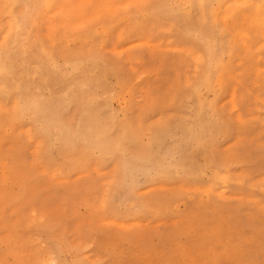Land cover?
<instances>
[{
    "label": "rangeland",
    "instance_id": "374dc122",
    "mask_svg": "<svg viewBox=\"0 0 264 264\" xmlns=\"http://www.w3.org/2000/svg\"><path fill=\"white\" fill-rule=\"evenodd\" d=\"M105 1L0 0V264H264V0Z\"/></svg>",
    "mask_w": 264,
    "mask_h": 264
},
{
    "label": "bare ground",
    "instance_id": "6f19581e",
    "mask_svg": "<svg viewBox=\"0 0 264 264\" xmlns=\"http://www.w3.org/2000/svg\"><path fill=\"white\" fill-rule=\"evenodd\" d=\"M75 1H76V0H75ZM106 1H107V2H106ZM106 1H105L106 3H103L102 7H103V6H106V5H104V4H108V0H106ZM147 1H148V0H147ZM196 1H197V0H196ZM247 1H248V0H247ZM62 2H63V1H62ZM62 2H61V3H62ZM69 2H70V1H69ZM71 2H72V1H71ZM90 2H91V0H90ZM131 2H132V0H131ZM170 2H171V1H170ZM197 2H198V1H197ZM229 2H230V0H229ZM255 2H256V1H255ZM58 3H59V2H58ZM64 3H65V2H64ZM64 3H63V4H64ZM147 3H148V2H147ZM201 3H202V2H201ZM0 4H1V3H0ZM2 4H3V3H2ZM68 4H70V3H68ZM100 4H101V3H100ZM109 4H110V3H109ZM145 4H146V3H145ZM171 4H172V2H171ZM197 4H198V3H197ZM228 4H229V3H228ZM252 4H254V1H252ZM3 5H4V4H3ZM3 5H2V6H3ZM8 5H10V4H8ZM58 5H59V4H58ZM65 5H67V4H65ZM114 5H115V4H114ZM138 5H139V4H138ZM138 5H136V6H138ZM248 5H250V4H248ZM63 6H64V5H63ZM67 6H68V5H67ZM128 6H129V5H128ZM253 6H254V5H253ZM18 7H20V6H17V8H18ZM85 7H86V6H85ZM100 7H101V6H100ZM106 7H107V6H106ZM111 7H113V6H111ZM118 7H119V6H118ZM118 7H117V8H118ZM138 7H139V6H138ZM141 7H143V6L141 5ZM199 7H200V5H199ZM199 7H198V8H199ZM201 7H202V6H201ZM243 7H244V6H243ZM259 7H261V6H259ZM0 8H1V7H0ZM17 8H16V9H17ZM117 8H116V9H117ZM128 8H129V7H128ZM16 9H15V10H16ZM53 9H55V8H53ZM119 9H120V8H119ZM222 9H223V8H222ZM225 9H226V8H225ZM225 9H224V11H225ZM231 9H232V8H231ZM255 9H256V8H255ZM21 10H22V8H21ZM80 10H81V9H80ZM96 10H97V9H96ZM99 10H100V9H99ZM201 10H202V9H200L199 12H202V11H203V10H202V11H201ZM232 10H233V9H232ZM101 11H102V10H101ZM105 11H106V10H105ZM111 11H112V9H111ZM260 11H261V10H260ZM21 12H22V11H21ZM21 12H20V13H21ZM79 12H80V11H79ZM102 12H103V11H102ZM119 12H121V9H120ZM233 12H234V11H233ZM15 13H17V12H15ZM77 13H78V12H77ZM83 13H85V12H83ZM116 13H117V12H116ZM116 13H115V14H116ZM229 13H230V12H229ZM57 14H58V13H57ZM115 14H114V15H115ZM201 14H202V13H201ZM221 14H223V13H221ZM224 14H226V13H224ZM48 15H49V14H48ZM89 15H90V14H89ZM102 15H103V14H102ZM46 16H47V15H46ZM55 16H56V15H55ZM61 16H62V15H61ZM75 16H76V15H75ZM86 16H87V15H86ZM49 17H52V16H49ZM62 17H63V16H62ZM73 17H74V15H73ZM199 17H200V16H199ZM232 17H233V16H232ZM232 17H231V18H232ZM63 18H64V17H63ZM218 18H219V17H218ZM44 19H45V18H44ZM49 19H51V18H49ZM68 19H69V18H68ZM74 19H75V18H74ZM242 19H244V18H242ZM3 20H4V19H3ZM77 20H78V19H77ZM98 20H99V19H98ZM219 20H220V19H219ZM45 21H46V20H45ZM61 21H62V20H61ZM69 21H70V20H69ZM74 21H76V20H74ZM224 21H225V20H224ZM224 21H223V22H224ZM1 22H2V21H1ZM72 22H73V21H72ZM84 22H85V21H84ZM84 22H83V23H84ZM223 22H222V23H223ZM5 23H6V22H5ZM93 23H94V22H93ZM93 23H92V24H93ZM49 24H50V23H49ZM56 24H58V23H56ZM69 24H70V23H69ZM211 24H212V23H211ZM5 25H6V24H5ZM67 25H68V24H67ZM90 25H91V24H90ZM232 26H233V25H232ZM244 26H245V25H244ZM11 27H12V26H11ZM120 27H122V26H120ZM123 27H124V26H123ZM166 27H167V26H166ZM166 27H165V28H166ZM245 27H246V26H245ZM245 27H244V28H245ZM62 28H63V27H62ZM165 28H164V29H165ZM170 28H171V27H170ZM241 28H242V27H241ZM241 28H240V29H241ZM119 29H120V28H119ZM119 29H118V30H119ZM232 29H233V27H232ZM46 30H47V29H46ZM57 30H58V29H57ZM169 30H170V29H169ZM68 31H69V30H68ZM70 31H71V30H70ZM70 31H69V32H70ZM161 31H162V28H161ZM261 31H262V30H261ZM34 32L36 33V32H37V29H35ZM47 32H48V31H47ZM64 32H65V34H66V30H65ZM71 32H72V31H71ZM74 32H76V31H74ZM115 32H116V31H115ZM234 32H235V31H234ZM263 32H264V31H262L261 34H262ZM45 33H46V32H45ZM55 33H57V32H55ZM72 33H73V32H72ZM1 34H2V33H1ZM31 34H32V33H31ZM52 34H53V33H52ZM65 34H64V35H65ZM236 34H237V32H236ZM258 34H259V33H258ZM114 35H115V34H114ZM237 35H238V34H237ZM48 36H49V35H48ZM65 36H66V35H65ZM65 36H64V37H65ZM238 36H239V35H238ZM238 36H237V37H238ZM50 37H52V36L50 35ZM53 37H54V36H53ZM136 37H137V36H136ZM136 37H135V38H136ZM142 37H144V36H142ZM20 38H21V37H20ZM22 39H23V35H22ZM31 39H32V38H31ZM33 39H34V38H33ZM0 40H1V37H0ZM129 40H130V39H129ZM133 40H134V39H133ZM149 40H150V39H149ZM151 40H152V39H151ZM242 40H243V38H241V41H242ZM61 41H62V40H61ZM241 41H239V42H241ZM262 41H263V40H262ZM33 42H35V41H33ZM49 42H50V41H49ZM118 42H119V41H118ZM152 42H153V41H152ZM239 42H238V43H239ZM53 43H54V41H53ZM126 43H127V42H126ZM160 43H161V42H160ZM241 43H244V40H243V42H241ZM47 44H48V43H47ZM109 44H110V42H109ZM127 44H128V43H127ZM166 44H167V43H166ZM168 44H169V43H168ZM175 44H177V43H175ZM218 44H219V42H218ZM247 44H248V42H247ZM247 44H246V45H247ZM249 44H250V43H249ZM260 44H262V43H260ZM29 45H30V44H29ZM142 45H143V44H142ZM162 45H163V44H162ZM170 45H171V44H170ZM182 45H183V44H182ZM262 45H264V44H262ZM1 46H2V45H1ZM6 46H7V45H6ZM25 46H26V45H25ZM183 46H184V45H183ZM250 46H251V44H250ZM259 46H260V45H259ZM4 47H5V46H4ZM4 47H3V48H4ZM7 47H8V46H7ZM29 47H30V46H29ZM65 47H66V45H65ZM78 47H79V46H78ZM120 47H121V46H120ZM185 47H186V46H185ZM242 47H243V46H242ZM158 48H159V47H158ZM187 48H188V47H187ZM190 48H191L190 50L193 49L192 47H190ZM246 48H247V47H246ZM249 48H250V47H249ZM257 48H258V47H257ZM6 49H7V48H6ZM77 49H78V48H77ZM77 49H76V50H77ZM112 49H113V48H112ZM153 49H155V48H153ZM61 50H62V49H61ZM63 50H64V49H63ZM86 50H87V49H86ZM86 50H85V51H86ZM179 50H181V49H179ZM182 50H183V49H182ZM247 50H249V49H247ZM153 51H154V50H153ZM184 51H185V50H184ZM193 51H194V49H193ZM195 51H196V50H195ZM226 51H227V50H226ZM253 51H254V50H253ZM260 51H261V50H260ZM76 52H77V51H76ZM104 52H105V51H104ZM154 52H156V51H154ZM172 52H173V51H172ZM185 52H186V51H185ZM59 53H60V51H59ZM68 53H69V52H68ZM72 53H74V51H73ZM77 53H78V52H77ZM84 53H85V52H84ZM191 53H192V52H191ZM226 53H227V52H226ZM256 53H257V52H256ZM78 54H80V53H78ZM78 54H77V55H78ZM130 54H131V53H130ZM147 54H148V53H147ZM156 54H157V53H156ZM156 54H154V55L156 56ZM185 54H188V53H185ZM62 55H63V54H62ZM198 55H199V54H198ZM249 55H250V54H249ZM249 55H248V56H249ZM251 55L256 56L253 52L251 53ZM251 55H250V57H252ZM14 56L17 57V55H14ZM33 56H35V55H33ZM68 56H69V55H68ZM131 56L133 57V55H131ZM134 56H135V55H134ZM147 56H148V55H147ZM132 57H131V58H132ZM150 57H151V58H150ZM150 57H149V58L152 59V56H150ZM240 57H242V56H240ZM257 57H258V56H257ZM30 58H31V57H30ZM118 58H119V57H118ZM131 58H129V61H131V60H130ZM160 58H161V57H160ZM261 58H262V57H261ZM14 59H15V58H14ZM180 59H181V58H180ZM15 60H16V59H15ZM192 60H193V59H192ZM255 60H256V59H255ZM257 60H258V59H257ZM261 60H262V59H261ZM25 61H26V60H25ZM158 61H159V60H158ZM262 61H263V60H262ZM202 62H203V60H202ZM202 62H201V64H202ZM239 62H240V61H239ZM241 62H242V61H241ZM145 63H146V62H145ZM159 63H160V61H159ZM184 63H187V62L184 61ZM194 63H195V62H194ZM194 63H193V65H194ZM242 63H243V62H242ZM146 64H147V63H146ZM146 64H145V65H146ZM255 64H256V62H255ZM145 65H144V66H145ZM158 65H159V64H158ZM158 65H157V66H158ZM233 65H234V64H233ZM98 66H99V65H98ZM135 66H137V65H135ZM139 66H142V65H139ZM144 66H143V67H144ZM146 66H147V65H146ZM179 66H181V65H179ZM195 66L197 67L198 65H195ZM31 67H32V66H31ZM33 67H34V66H33ZM61 67H62V66H61ZM149 67H150V66H149ZM153 67H154V66H153ZM153 67H152V68H153ZM46 68H47V67H46ZM127 68H128V67H127ZM145 68H147V67H145ZM154 68L156 69L157 67H154ZM197 68H198V67H197ZM247 68H248V67H247ZM172 69L174 70V68H172ZM172 69H171V70H172ZM192 69H193V68H192ZM263 69H264V68H263ZM152 70H153V69H152ZM182 70H183V69H182ZM193 71H194V70H193ZM260 71H261V70H260ZM20 72H21V71H20ZM20 72H19V74H20ZM63 72H64V71H63ZM149 72H150V71H149ZM191 72H192V71H191ZM238 72H240V71H238ZM185 73H186V72H185ZM193 73H194V72H193ZM235 73H236V72H235ZM240 73H242V72H240ZM240 73H239V74H240ZM255 73H256V72H255ZM62 74H64V73H62ZM194 74H195V73H194ZM237 74H238V73H237ZM102 75H103V74H102ZM184 75H185V74H184ZM226 75H227V74H226ZM226 75H225V76H226ZM145 76H146V75H145ZM195 76H196V75H195ZM227 76H228V75H227ZM246 76H247V75H246ZM110 77H111V76H110ZM182 77H183V76H182ZM232 77H233V76H232ZM254 77H255V76H254ZM256 77H257V75H256ZM256 77H255V79H256ZM101 78H102V77H101ZM118 78H119V77H118ZM150 78H152V77H150ZM194 78H195V77H194ZM226 78H229V76L226 77ZM234 78L236 79L235 76H234ZM60 79H61V78H60ZM99 79H100V78H99ZM102 79H103V78H102ZM238 79H239V78H238ZM118 80H119V79H118ZM145 80H146V79H145ZM231 80H232V79H231ZM147 81H148V80H147ZM172 81H173V80H172ZM174 81H175V80H174ZM174 81H173V82H174ZM184 81H185V80H184ZM233 81H234V80H233ZM235 81H236V80H235ZM251 81H252V79H251ZM111 82H112V81H111ZM129 82H130V80H129ZM142 82H143V81H142ZM150 82H151V79H150ZM177 82H178V81H177ZM237 82H238V81H237ZM130 83H131V82H130ZM144 83H145V82H144ZM183 83H184V82H183ZM183 83H182V84H183ZM190 83H191V82H190ZM248 83H249V81H248ZM250 83H251V82H250ZM112 84H113V83H112ZM167 85H168V84H167ZM173 85H174V84H173ZM136 86H137V85H136ZM174 86H175V85H174ZM187 86H188V85H187ZM232 86H234V85H232ZM235 86H236V85H235ZM235 86H234V88H235ZM239 86H240V84H239ZM134 87H135V86H134ZM136 88H137V87H136ZM151 88H152V87H151ZM155 88H156V87H155ZM174 88H176V87H174ZM230 88H231V87H230ZM31 89H32V88H31ZM171 89H172V88H171ZM171 89H170V90H171ZM178 89H179V88H177V90H178ZM235 89H236V88H235ZM103 90H106V89H103ZM109 90H110V88H109ZM179 90H180V89H179ZM171 91H173V90H171ZM175 91H176V90H174L173 92L176 94ZM109 92H110V91H109ZM109 92H108V93H109ZM177 92H178V91H177ZM233 92H234V91H233ZM246 92H247V91H245V94L248 95L249 93H246ZM103 93H104V92H103ZM105 93H106V92H105ZM112 94H113V93H112ZM157 94H158V93H157ZM170 94H171V93H169L168 95H170ZM232 94H233V93H232ZM19 95H20V94H19ZM101 95H102V93H101ZM104 95H105V94H104ZM109 95H110V94H109ZM158 95H159V94H158ZM239 95H240V94H239ZM256 95H257V93H256ZM102 96H103V95H102ZM105 96H106V95H105ZM231 96H234V95H231ZM98 97H99V96H98ZM142 97H143V96H142ZM171 97H172V96H171ZM234 97H235V96H234ZM237 97H239V96L237 95ZM241 97H242V96H241ZM254 97H255V96H254ZM90 98H91V97H90ZM90 98H89V99H90ZM95 98H96V97H95ZM104 98H105V97H104ZM257 98H258V97H257ZM262 98H263V97H262ZM87 99H88V98H87ZM101 99H102V98H101ZM235 99H236V98H235ZM237 99H238V98H237ZM9 100H11V98H10ZM15 100H16V99H15ZM167 100H168V99H167ZM232 100L234 101V99H232ZM238 100H239V99H238ZM240 100H242V99H240ZM240 100H239V101H240ZM93 101H95V100H93ZM98 101H99V100H98ZM172 101H173V99H172ZM224 101H226V100H224ZM224 101H222V102L224 103ZM230 101H231V100H230ZM254 101H255V100H254ZM261 101H262V99H261ZM261 101H259V102H261ZM10 102H11V101H10ZM15 102H16V101H15ZM41 102H42V101H41ZM43 102H44V101H43ZM85 102L87 103L86 100H85ZM102 102H103V101H102ZM235 102H236V101H234V103H235ZM171 103H172V102H171ZM220 103H221V102H220ZM223 103H222V104H223ZM252 103H253V100H252ZM3 104H4V103H3ZM10 104H11V103H10ZM10 104H9V105H10ZM97 104H99V103H97ZM155 104H156V103H155ZM227 104H230V103L227 102ZM232 104H233V103H232ZM15 105H16V103H15ZM82 105H83V103H82ZM84 105H85V104H84ZM135 105H136V104H135ZM135 105H134V106H135ZM218 105H219V104H218ZM253 105H254V103H253ZM259 105H260V103H259ZM4 106H5V105H4ZM16 106H17V105H16ZM102 106H103V105H102ZM102 106H101V107H102ZM221 106H222V105H221ZM221 106H220V107H221ZM254 106H256V105H254ZM254 106H253V107H254ZM260 106H261V105H260ZM82 107H83V106H82ZM160 107H161V106H160ZM218 107H219V106H218ZM234 107H235V106H234ZM74 108H75V107H74ZM99 108H100V106H99ZM104 108H105V107H104ZM104 108H103V109H104ZM133 108H134V107H133ZM135 108H136V107H135ZM235 108H236V107H235ZM246 108H247V107H246ZM261 108H262V107H261ZM263 108H264V107H263ZM0 109H1V108H0ZM14 109H15V108H14ZM91 109H92V108H91ZM97 109H98V108H97ZM165 109H166V108H165ZM7 110H8V109H7ZM7 110H6V111H7ZM73 110H74V109H73ZM93 110H94V109H93ZM235 110H236V109H235ZM245 110H246V109H245ZM251 110H252V109H251ZM261 110L263 111L264 109H261ZM261 110H260V108H259V112H260ZM13 111H14V110H13ZM60 111H61V110H60ZM74 111H76V110H74ZM105 111H106V110H105ZM144 111H145V110H144ZM225 111H226V110H225ZM247 111H248V110H247ZM249 111H250V110H249ZM252 111H253V110H252ZM3 112L6 113L5 111H3ZM95 112H96V111H95ZM98 112H99V111H98ZM139 112H140V111H139ZM175 112H176V111H175ZM194 112H196V111H194ZM226 112H227V111H226ZM230 112H231V111H230ZM253 112H254V111H253ZM253 112H252V113H253ZM11 113H12V112H11ZM56 113H57V112H56ZM72 113H73V112H72ZM72 113H71V115L69 114L71 117H73V116H72V115H73ZM96 113H97V112H96ZM136 113H137V112H136ZM176 113H177V112H176ZM176 113H175V114H176ZM235 113H236V112H235ZM238 113H239V112H238ZM238 113H237V114H238ZM8 114H10V113H8ZM8 114L6 113V115H8ZM28 114H29V113H28ZM92 114H93V112H92ZM94 114H95V113H94ZM97 114H98V113H97ZM100 114H101V113H100ZM192 114H194V113H192ZM192 114H191V116H192ZM254 114H256V113L254 112ZM67 115H68V114H67ZM133 115H134V113H133ZM177 115H178V113H177ZM179 115L181 116V115H183V114H180V113H179ZM234 115H235V114H234ZM244 115H246V112H245ZM248 115H250V114H248ZM261 115H262V114H261ZM37 116H38V115H37ZM51 116H52V115H50V117H51ZM53 116H54V115H53ZM170 116H171V114H170ZM180 116H179V117H180ZM191 116H190V117H191ZM252 116H253V115H252ZM252 116H251V118H252ZM254 116H255V115H254ZM11 117H12V116H11ZM63 117H64V116H63ZM67 117H69V116H67ZM181 117H182V116H181ZM7 118H8V116H7ZM85 118H86V117H85ZM93 118H94V117H93ZM164 118H165V117H164ZM183 118H184V116H183ZM235 118H236V115H235ZM248 118H249V117H248ZM5 119H6V117H5ZM9 119H11V118L9 117ZM51 119H52V118H51ZM64 119H65V118H64ZM66 119H67V118H66ZM66 119H65V120H66ZM91 119H92V118H91ZM100 119L103 120L102 115H101V118H100ZM119 119H120V118H119ZM136 119H137V118H136ZM136 119L133 120V118H132V120L135 121L134 123H136V121H138V120H136ZM160 119H161V118H160ZM165 119H167V118H165ZM190 119H191V118H190ZM238 119H240V118H238ZM261 119H262V117H261ZM7 120H8V119H7ZM52 120H53V119H52ZM84 120H85V119H84ZM122 120H124V119H122ZM151 120H152V119H151ZM167 120H168V119H167ZM246 120H247V119H246ZM257 120H258V119H257ZM37 121H38V119H37ZM53 121H54V120H53ZM68 121H69V118H68ZM87 121H88V120H87ZM91 121H92V120H91ZM91 121H90V122H91ZM95 121H96V118H95ZM98 121H99V123L101 122L100 120H98ZM109 121H110V120H109ZM118 121H119V120H118ZM139 121H140V120H139ZM241 121H242V120H241ZM254 121H256V120H254ZM259 121H260V119H259ZM104 122H105V121H104ZM107 122H108V121H107ZM115 122H116V121H115ZM126 122H127V121H126ZM149 122H150V121H149ZM164 122H165V121H164ZM250 122H251V121H250ZM4 123H7V122H4ZM9 123H10V122H9ZM53 123H54V122H53ZM65 123H67V122H65ZM68 123H69V122H68ZM94 123H95V122H94ZM96 123H98V122H96ZM116 123H117V122H116ZM137 123H140V122H137ZM137 123H136V124H137ZM237 123H238V122H237ZM243 123H244V122H243ZM247 123H248V122H247ZM261 123H262V121H261ZM82 124H83V123H82ZM82 124H81V125H82ZM84 124H86L85 121H84ZM100 124H101V123H100ZM104 124H105V123H104ZM111 124H112V123H111ZM205 124H206V123H205ZM12 125H13V124H12ZM29 125H30V124H29ZM29 125H28V126H29ZM61 125H62V124H61ZM86 125L88 126V124H86ZM86 125H85V126H86ZM90 125H92V123H90ZM106 125H107V124H106ZM108 125H109V124H108ZM108 125H107V126H108ZM123 125H124V124H123ZM140 125H141V123H140ZM238 125H239V124H238ZM240 125H242V124H240ZM240 125H239V126H240ZM245 125H246V123H245ZM258 125H259V124H258ZM6 126H7V125H6ZM23 126H24V125H23ZM28 126H27V127H28ZM30 126H31V125H30ZM85 126H84V127H85ZM102 126H103V125H102ZM104 126H105V125H104ZM127 126H128V125H127ZM134 126H135V125H134ZM145 126H146V125H145ZM153 126H154V125H153ZM157 126H159V125H157ZM10 127H11V126H10ZM19 127H20V126H19ZM96 127H97V126H96ZM96 127H95V129H96ZM98 127H99V126H98ZM129 127H130V126H129ZM258 127H259V126H258ZM260 127H262V126H260ZM22 128H23V127H22ZM24 128H25V127H24ZM48 128H49V127H48ZM85 128H86V127H85ZM105 128H106V126H105ZM108 128H109V127H108ZM140 128H141V127H140ZM140 128H139V129H140ZM143 128H144V127H143ZM254 128H255V127H254ZM12 129H13V128H12ZM31 129H32V128H31ZM90 129H91V128H90ZM99 129H100V128H99ZM131 129H132V128H131ZM134 129L136 130V128H134ZM149 129H150V128H149ZM32 130H33V129H32ZM47 130H48V129H47ZM72 130H73V129H72ZM97 130H98V129H97ZM127 130H129V129H127ZM219 130H220V129H219ZM70 131H71V130H70ZM82 131H83V130L81 129L80 132H82ZM90 131H91V130H90ZM90 131L87 132L88 135H91V134H92V133L89 134ZM137 131H138V130H137ZM142 131H143V130H142ZM147 131H148V130H147ZM263 131H264V130H263ZM18 132H20V131H18ZM46 132H47V131H46ZM72 132H74V130H73ZM91 132H92V131H91ZM93 132H94V130H93ZM100 132H101V131H100ZM118 132H119V131H118ZM235 132H236V131H235ZM238 132H240V131L238 130ZM260 132H262V131H260ZM21 133H22V132H21ZM30 133H32V132H30ZM62 133H63V132H62ZM138 133H139V131H138ZM143 133H144V132H143ZM164 133H165V132H164ZM210 133H211V132H210ZM23 134H24V133H23ZM33 134H34V132H33ZM37 134H38V133H37ZM44 134H45V133H44ZM93 134H94V133H93ZM95 134H96V132H95ZM95 134H94V135H95ZM118 134H119V133H118ZM130 134H131V133H130ZM148 134H149V133H148ZM216 134H217V133H216ZM235 134H237V137H238V133H235ZM263 134H264V133H263ZM0 135H1V134H0ZM12 135H14V133H13ZM38 135H39V134H38ZM64 135H65V134H64ZM64 135H63V136H64ZM84 135H85V134H84ZM84 135H83V136H84ZM86 135H87V134H86ZM86 135H85V136H86ZM88 135H87V136H88ZM127 135H128V134H127ZM39 136H40V135H39ZM42 136H43V135H42ZM49 136H50V135H49ZM87 136H86V137H87ZM115 136H116V135H115ZM128 136H129V135H128ZM208 136H209V135H208ZM217 136H218V135H217ZM23 137H24V136H23ZM32 137H33V136H32ZM44 137H45V136H43V138H44ZM71 137H72V135H71ZM118 137H120V136H118ZM132 137H133V136H132ZM39 138H41V137H39ZM62 138H64V137H62ZM69 138H70V137H69ZM84 138H85V137H84ZM93 138H94V137H93ZM108 138H111V137L108 136ZM125 138H126V137H125ZM143 138H144V137H143ZM143 138H142V139H143ZM258 138H259V137H258ZM2 139H3V138H2ZM36 139H38V138H36ZM36 139L34 138V140H36ZM129 139H130V137H129L127 140H129ZM215 139H216V138H215ZM41 140H42V139H41ZM44 140H45V139H44ZM67 140H69V139L67 138ZM70 140H71V139H70ZM70 140H69V141H70ZM88 140H90V139H88ZM88 140H87V141H88ZM91 140H93V139H91ZM106 140H108V139H105V138H104L103 141L106 142ZM114 140H116V139L113 138L111 142H113ZM125 140H126V139H125ZM257 140H258V139H257ZM108 141H109V140H108ZM108 141H107V142H108ZM118 141H119V139H118ZM118 141H117V142H118ZM144 141H145V140H144ZM44 142L46 143V141H44ZM97 142H98V141H97ZM146 142H147V141H146ZM148 142H149V141H148ZM148 142H147V143H148ZM18 143H19V142H18ZM101 143H102V142H101ZM126 143H127V142H126ZM128 143H130V142L128 141ZM32 144H33V141H32ZM95 144L100 145L99 142H98V143L95 142ZM104 144H105V143H104ZM115 144H116V143H115ZM115 144H114V145H115ZM137 144H140V143H137ZM238 144H239V143H238ZM238 144H237V141H236V144H235V145L238 146ZM241 144H242V143H241ZM43 145H44V144H43ZM43 145H42V146H43ZM78 145H79V143H78ZM81 145H83V144H80V146H81ZM108 145H109V144H108ZM110 145H112V144H110ZM132 145H133V144H132ZM145 145H146V144H145ZM147 145H149V144H147ZM171 145H172V144H171ZM173 145L175 146V144H173ZM173 145H172V146H173ZM239 145H240V144H239ZM9 146H10V145H9ZM14 146H15V145H14ZM74 146H76V145H74ZM84 146H85V145H83V148H84ZM101 146H102V145H101ZM105 146H106V145H105ZM105 146H104V147H105ZM122 146H123V144H122ZM124 146H125V145H124ZM127 146H128V145H127ZM143 146H144V145L142 144V147H143ZM196 146H197V145H195V147H196ZM31 147H33V146H31ZM78 147H79V146H78ZM92 147H93V146H91L90 148H92ZM110 147H115V146H110ZM142 147H141V146H138V147H136V148H139V150H141L140 148H142ZM144 147H146V146H144ZM86 148H87V147H85V149H86ZM97 148H98V146H97ZM121 148H122V147H121ZM168 148H169V147H168ZM168 148H167V149H168ZM18 149H20V148H18ZM43 149H44V148H43ZM62 149H63V148H62ZM65 149H66V148H65ZM65 149H63L64 152H67V151H65ZM85 149H84V151H85ZM88 149H89V148H87V150H88ZM92 149H93V148H92ZM94 149H95V148H94ZM110 149H111V148H110ZM143 149H144V148H143ZM154 149H155V151H156V148H154ZM3 150H4V149H3ZM14 150H15V148H14ZM66 150H67V149H66ZM97 150H98V149H97ZM131 150H132V149H131ZM134 150H135V149H134ZM139 150L137 149V151H139ZM1 151H2V149H1ZM32 151H33V149H32ZM68 151H69V150H68ZM111 151H112V150H111ZM113 151H114V150H113ZM146 151L149 152L148 150H146ZM38 152H39V151H38ZM41 152H42V151H41ZM98 152H99V151H98ZM100 152H101V151H100ZM103 152H104V151H103ZM109 152H110V151H109ZM140 152H142V151H140ZM156 152H157V151H156ZM232 152H233V151H232ZM77 153H78V150H77ZM83 153H85V152H83ZM131 153H132V152H131ZM67 154H68V153H67ZM140 154H141V153H140ZM140 154H139V155H140ZM144 154H145V153H144ZM144 154H143V155H144ZM148 154H149V153H148ZM163 154H164V153H163ZM129 155H130V154H129ZM132 155H133V154H132ZM139 155H138V156H139ZM146 155H147V154H146ZM225 155H227V154H225ZM225 155H224V156H225ZM141 156H142V154H141ZM144 156H145V155H144ZM144 156H143V157H144ZM147 156H148V155H147ZM151 156H152V155H151ZM224 156H223V158L225 159V158H228V157H230V156L233 157L234 154L232 155V153H231V155H229L228 157H227V156L224 157ZM13 157H14V156H13ZM115 157H116V155H115ZM143 157H139V158H143ZM16 158H17V157H16ZM148 158H149V160H150V158H152V157H148ZM219 158H220V157H219ZM36 159H38V158H36ZM143 159H145V158H143ZM146 159H147V158H146ZM114 160H115V159H114ZM114 160H113V161H114ZM116 160H117V159H116ZM116 160H115V161H116ZM204 160H205V159H204ZM207 160H208V159H207ZM231 160H232V158H231ZM129 161H130V160H129ZM205 161H206V160H205ZM208 161H209V160H208ZM254 161H255V160H254ZM117 162H119V161H117ZM123 162H125V161H123ZM130 162H131V161H130ZM156 162H157V160H156ZM223 162H224V161H223ZM234 162H235V161H234ZM234 162H232V163H234ZM121 163H122V162H121ZM158 163H159V162H158ZM199 163H200V162H199ZM201 163H202V162H201ZM236 163L239 164V163H238V160H237ZM236 163H234V164H236ZM113 164H114V163H113ZM130 164H133V163H130ZM134 164H135V163H134ZM134 164H133V165H134ZM159 164H160V163H159ZM197 164H198V163H197ZM241 164H243V162H242ZM244 164H245V163H244ZM17 165H18V164L16 163V167H17ZM34 165H35V164H34ZM118 165H120V164H118ZM208 165H209V162H208ZM220 165H221V163H220ZM224 165H226L225 168L228 167L227 164L224 163ZM229 165H230V164H229ZM137 166L139 167L140 165L137 164ZM168 166H169V165H168ZM170 166H171V165H170ZM233 166H234V165H233ZM118 167H119V166H118ZM118 167H117V168H118ZM135 167H136V166H135ZM135 167H131V168H135ZM196 167H197V169H198V166H196ZM196 167H195V168H196ZM202 167H204V166H202ZM220 167H221V166H220ZM234 167H235V166H234ZM14 168H15V167H14ZM114 168H115V167H114ZM136 168H137V167H136ZM199 168H200V166H199ZM218 168H219V167H218ZM222 168H224V167H222ZM32 169H33V167H32ZM35 169H38V168H35ZM119 169H121V168H119ZM244 169H245V168H244ZM110 170H111V169H110ZM134 170H135V169H134ZM117 171H118V170H117ZM195 171H196V169H195ZM195 171H194V172H195ZM39 172H41L40 169H39ZM39 172H38V173H39ZM118 172H119V171H118ZM118 172H117V173H118ZM155 172H156V171H155ZM157 172H159V171H157ZM109 173H110V172H109ZM159 173H160V172H159ZM159 173H158V174H159ZM40 174H41V173H40ZM46 174H47V173H46ZM112 174H113V173H112ZM190 174H191V173H190ZM193 174H194V173H193ZM237 174H239V173H237ZM17 175H18V174H17ZM204 175H205V174H204ZM232 175H233V174H232ZM242 175H244V173H243ZM242 175H241V176H242ZM88 176H89V175H88ZM109 176H110V175H109ZM188 176H189V175H188ZM188 176H187V177H188ZM235 176H236V174H235ZM241 176H240V177H241ZM115 177H116V176H115ZM110 178H111V177H110ZM112 178H113V176H112ZM188 178H189V177H188ZM220 178H221V177H220ZM237 178H238L237 180H239V177H237ZM189 179H190V178H189ZM158 181H159V180H158ZM207 181H208V180H207ZM240 181H241V180H240ZM259 181H260V180H259ZM259 181H258V182H259ZM261 181H262V180H261ZM116 182H117V181H116ZM159 182H160V181H159ZM186 183H187V182H186ZM205 183H206V182H205ZM210 183H211V182H210ZM241 183H242V182H241ZM255 183H256V182H255ZM261 183H263V182H261ZM110 184H111V183H110ZM113 184H114V183H113ZM212 184H213V183H212ZM252 184H253V183H252ZM252 184H251V186H252ZM257 184H259V183H257ZM160 185H161V184H160ZM210 185H211V184H210ZM216 185H217V184H216ZM92 186H93V185H92ZM104 186H105V185H104ZM106 186H107V185H106ZM111 186H112V185H111ZM162 186H165V185H162ZM217 186H218V185H217ZM93 187H95V186H93ZM184 187H185V186H184ZM210 187H211V186H210ZM223 187H224V186H223ZM223 187H222L221 189H223ZM254 187H255V184H254ZM114 188H115V187H114ZM211 188H212V187H211ZM249 188H250V187H249ZM31 189H32V188H31ZM98 189H99V188H98ZM100 190H101V188H100ZM209 190H210V189H209ZM211 190H212V189H211ZM218 190H219V188H218ZM225 190H226V189H225ZM228 191H229V190H228ZM1 192H2V191H1ZM5 193H7V192H5ZM148 193H149V192H148ZM209 193H210V191H209ZM215 193H216V191H215ZM217 193H218V192H217ZM217 193H216V194H217ZM223 193H224V192H223ZM146 194H147V193H146ZM210 194H212V193H210ZM93 195H94V194H93ZM212 195H213V194H212ZM219 195H223V194H219ZM249 195H250V194H249ZM213 196H214V195H213ZM216 196H217V195H216ZM7 197H9V196H7ZM106 197H107V196H106ZM218 197H219V196H218ZM245 197L247 198V196H245ZM250 197H251V195H250ZM10 198H11V197H10ZM94 198H95V197H94ZM215 198H216V197H215ZM247 199H248V198H247ZM251 199L253 200V198H251ZM29 200H30V199H29ZM109 200H110V199H109ZM255 200H256V199H255ZM5 201H6V200H5ZM98 201H99V200H98ZM106 201H107V199H106ZM248 201H250V198H249ZM263 201H264V200H263ZM28 202H30V201H28ZM253 202H254V201H253ZM88 203H89V202H88ZM97 203H98V202H97ZM258 203H259V202H258ZM258 203H257V204H258ZM75 204H76V203H75ZM73 205H74V204H73ZM88 205H89V204H88ZM90 205H91V204H90ZM96 205H97V204H96ZM104 205H105V204H104ZM262 205H263V203H262ZM16 206H17V205H16ZM44 206H45V205H44ZM71 206H72V205H71ZM263 206H264V205H263ZM0 207H1V206H0ZM18 207H19V206H18ZM41 207H42V206H41ZM45 207H46V206H45ZM261 207H262V206H260V208H261ZM2 208H3V207H2ZM47 208H48V207H47ZM95 208H96V207H95ZM95 208L93 207V209H95ZM257 208H258V207H257ZM14 209H15V208H14ZM17 209H19V208H17ZM30 209H31V208H30ZM30 209H29V210H30ZM33 209H34V211L36 210L35 208H33ZM45 209H46V208H45ZM93 209H92V210H93ZM97 209H98V208H97ZM261 209H262V208H261ZM263 209H264V208H263ZM19 210H20V209H19ZM104 210H105V209H104ZM32 211H33V210H32ZM45 211H46V210H45ZM48 211H49V210H48ZM93 211H94V210H93ZM98 211H99V209H98ZM95 212H96V211H95ZM99 212H101V211H99ZM6 213H7V212H6ZM29 213H30V212H29ZM36 213H38V215H39V212H36ZM88 213H89V215H90V212H88ZM96 213H97V212H96ZM104 213H105V211H104ZM137 213H138V216H139V212H137ZM137 213H136V214H137ZM46 214H47V213H46ZM97 214H98V213H97ZM134 214H135V213H134ZM0 215H2V213H1ZM42 215H43V214H42ZM106 215H108V214H106ZM132 215H133V214H132ZM40 216H41V215H40ZM43 216H44V215H43ZM90 216H92V215H90ZM140 216H141V215H140ZM34 217H35V216H34ZM36 217H37V215H36ZM105 217H106V216H105ZM134 217H135V216H134ZM134 217H132V218H134ZM89 218H91V217H89ZM96 218H97V217H96ZM106 218H107V217H106ZM137 218H138V217H137ZM88 221H91V220L88 219ZM88 221H87V222H88ZM92 222H93V221H92ZM92 222H91V223H92ZM98 222L100 223V220H98ZM98 222H97V221H96V222L94 221L93 223H94V224H95V223L98 224ZM24 223H25V222H24ZM88 223H89V222H88ZM122 223H123V222H122ZM74 224L76 225L77 223H74ZM79 224H80V223H79ZM94 224H93V225H94ZM102 224H103V223H102ZM102 224H100V225H102ZM103 226H105V225H102L101 227H103ZM124 226L126 227V225H124ZM76 227H78V225H76ZM79 227H80V226H79ZM79 227H78V228H79ZM115 228H116V227H115ZM121 228H122V227H121ZM126 228H127V227H126ZM97 229H98V228H97ZM113 229H114V228H113ZM122 229H123V228H122ZM145 229H146V228H145ZM126 230H128V229H126ZM129 230H131V229H129ZM139 230H140V229H139ZM98 231H99V230H98ZM99 232H100V231H99ZM132 232H133V230H132ZM136 232H137V231H136ZM30 234H31V233H30ZM82 234H83V233H82ZM102 235H103V234H102ZM40 239H41V238H40ZM101 240H103V239H101ZM31 242H32V241H31ZM102 242H103V241H102ZM98 243H99V242H98ZM100 244H101V243H100ZM90 245H91V244H90ZM46 246H47V245H46ZM39 249H40V248H39ZM45 249H46V248H45ZM49 249H50V247H49ZM92 249H93V248H92ZM47 250H48V249H47ZM48 251H52V252H50V253H51V255L53 254V250H52V249H50V250H48ZM89 251H90V250H89ZM92 251H93V250H92ZM41 252H42V250H41ZM77 252H78V251H77ZM54 256H55V255H54ZM46 259L49 260V258H46ZM51 259H52V258H51ZM42 260H44V259H42ZM54 260H55V259H54Z\"/></svg>",
    "mask_w": 264,
    "mask_h": 264
}]
</instances>
